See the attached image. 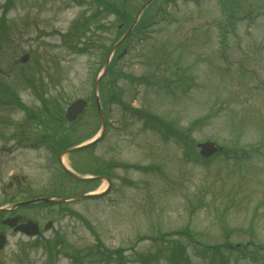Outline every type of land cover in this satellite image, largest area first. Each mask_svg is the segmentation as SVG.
Listing matches in <instances>:
<instances>
[{"label":"rangeland","instance_id":"rangeland-1","mask_svg":"<svg viewBox=\"0 0 264 264\" xmlns=\"http://www.w3.org/2000/svg\"><path fill=\"white\" fill-rule=\"evenodd\" d=\"M105 1L132 14L142 2ZM167 1H156L158 11L147 13L157 16L156 24L126 45L127 55L113 67L119 76L102 83L107 135L91 151L63 158L88 174L114 164L110 197L16 210L53 225L34 239L5 228L0 264H145L140 257L171 264L173 239L188 264H209L213 257L197 243L264 247V0L226 2L223 11L234 5L239 18L230 29L218 23L224 19L218 0ZM96 11L89 0H0V135L21 132L28 112L44 111L43 102L58 117L78 98L88 102L85 115L55 130L68 134L58 144L79 143L97 131L92 81L122 32L108 12L91 22ZM77 26L82 39L71 36ZM24 76L34 79L39 93ZM188 137L214 140L225 151L203 161L197 149L179 142ZM90 189L64 179L48 145L17 150L14 141H0V206ZM106 189L102 181L94 191ZM184 229L194 240L175 235ZM49 242L51 252L44 248ZM98 243L118 251L117 260L106 261ZM255 250L248 247L255 260L222 253L229 264H264V253Z\"/></svg>","mask_w":264,"mask_h":264},{"label":"trees","instance_id":"trees-1","mask_svg":"<svg viewBox=\"0 0 264 264\" xmlns=\"http://www.w3.org/2000/svg\"><path fill=\"white\" fill-rule=\"evenodd\" d=\"M116 76H119V75L113 76L112 79H115ZM56 121H58V119H56ZM159 123L162 124L161 122H159ZM181 131L185 134V131H183V130H181ZM176 133L179 136H181V133L180 132H177L176 131ZM177 140H179V139H177ZM179 141H181L186 146L189 145V147H194V144H193L192 140L190 139V137H188L187 139L185 138V139L179 140ZM45 205L49 206V205H55V204H45ZM56 205L58 207L64 206L63 204H56ZM175 235L178 236V237H184V238L187 237V238H189V240H192V236L190 235L188 229H184V230L180 231L179 233H176ZM173 240H172V243H171L172 246H171V248H169V250H170L171 253L168 251V256L170 254L171 264H188L187 263L188 257L185 256L184 257L185 259L183 258V250L184 249H183L182 245L180 243H178V242H174ZM56 241H59L61 243V239H59V238L56 239ZM98 244H99L97 246L98 253H99L100 250H105L103 248V244H100V243H98ZM56 245L57 244H55V246ZM249 246H252L254 249H256L255 252L264 253V247H262L260 245H257V244H254V243H251V242H249V243H247L245 245L238 244V245H228V246H225V247L229 250V252H231V253H237V254H239V256H242L243 259H245V260L247 259L246 257L248 255H251V257L254 259V254L253 253H250L248 251V247ZM59 247H60V245H58L56 247L57 250L59 249ZM222 247H224V245L223 246H213L212 248H206V249H209V251H206V252H209V253L211 252V254L213 256L211 258L209 264H215V262H217V264H229L228 263V258L229 257H227L223 253H221V248ZM44 248L48 252H51L52 249H53V243L49 242L48 244H46L44 246ZM105 251L107 252L106 257H105L106 258V261H110V260H113V259H114V261L117 260L118 251H110V250H107V249ZM201 254L204 257H206L205 253L202 252ZM204 257H202V258H204ZM51 259L52 258H50V260ZM144 262H148V260L147 259H144ZM120 264H122L121 261H120Z\"/></svg>","mask_w":264,"mask_h":264},{"label":"water","instance_id":"water-1","mask_svg":"<svg viewBox=\"0 0 264 264\" xmlns=\"http://www.w3.org/2000/svg\"><path fill=\"white\" fill-rule=\"evenodd\" d=\"M151 0L148 1L147 4L150 3ZM146 4V5H147ZM143 6L138 14H137V17L139 16V14L141 13V11L146 7ZM137 19V18H136ZM135 19V21H136ZM118 44H116L111 51H113L116 46ZM98 81L99 79L96 80L95 82V91H96V88H97V84H98ZM96 100L98 101L97 97H96ZM85 106V102L83 100H77L75 101L74 103H72L69 108L67 109V112H66V117L68 118V120H73L75 119V117H77V115L81 114L82 111H83V108ZM98 108H99V105H98ZM100 110V109H99ZM100 112V111H99ZM100 116H101V112H100ZM101 132L103 130V127H104V122H103V119L101 117ZM197 147L199 148V154L202 156V157H210L211 155H213L216 151H217V147L215 146L214 143L212 142H204V143H199L197 145ZM82 147H76V148H72V149H68L66 150L65 152H63L60 157L63 155V154H66V153H70L72 151H75L77 149H80ZM76 177V176H75ZM76 178H79V177H76ZM81 179V178H80ZM85 197V195H82V196H77V197H73V198H70V200L72 199H79V198H83ZM66 199H52V198H40V199H34V200H29V201H25V202H20V203H17V204H14L12 205L11 207L12 208H17V207H20V206H25V205H31V204H35V203H48V202H51V203H60V202H65ZM1 210V209H0ZM17 219H11V220H8V221H5L4 223L8 224L10 227H13L16 223ZM50 226V224H48L46 226V229ZM15 231L17 230H20L22 231L23 233L27 234V235H36L38 233V229H37V226L32 223V222H28L26 225H23L21 227H17V228H14ZM4 241H5V238L2 234H0V249L3 247V244H4Z\"/></svg>","mask_w":264,"mask_h":264},{"label":"flooded vegetation","instance_id":"flooded-vegetation-1","mask_svg":"<svg viewBox=\"0 0 264 264\" xmlns=\"http://www.w3.org/2000/svg\"><path fill=\"white\" fill-rule=\"evenodd\" d=\"M147 1V0H144L143 3ZM156 1V0H155ZM153 1L151 3V5L149 7H147V9L145 10L144 14L145 13H148V12H154L157 7H155L154 5V2ZM99 9L100 10H105L106 8L103 7V6H99ZM106 10L103 11L101 14H105ZM143 14V15H144ZM99 15V16H100ZM113 16L114 18L116 19V26L118 29H122V28H128L127 26V20L129 19L128 15H127V12L126 11H120L118 13H113ZM155 17V14L153 13L152 15L151 14H147L146 17L144 18V21H149L150 19L154 18ZM151 21L148 22V24L150 23ZM134 35L133 33V29L131 31V33L129 34V36L125 39V41H127L129 38H132V36ZM61 135L64 136V134H60L59 135V138H58V135L57 134H51V133H36V134H32V133H13V134H10L8 135V137L6 138L4 136L5 139H10V140H17V139H20L22 141H28L27 144H31L32 146L34 145V143H30L32 140L38 142L39 141H42V142H48L49 140H62L61 138ZM38 143H36L35 145H37ZM40 146H44V144L40 143ZM16 215H19V214H16L14 212H6L5 215L2 217V219L4 218H10V217H14ZM0 219V222L1 220ZM26 219L25 218H21L19 217V221L18 223H21V222H24ZM0 231H1V227H0Z\"/></svg>","mask_w":264,"mask_h":264}]
</instances>
